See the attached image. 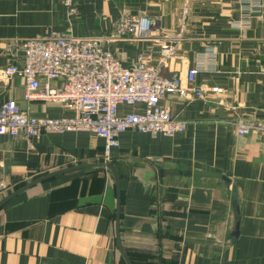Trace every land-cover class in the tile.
Wrapping results in <instances>:
<instances>
[{
  "label": "crops",
  "instance_id": "0c3cea01",
  "mask_svg": "<svg viewBox=\"0 0 264 264\" xmlns=\"http://www.w3.org/2000/svg\"><path fill=\"white\" fill-rule=\"evenodd\" d=\"M72 4L75 14L61 0H0V71L11 41L66 32L104 37L120 18L146 16L159 25L151 38L106 49L129 67L140 55L157 64L161 49L171 47L176 56L164 75L200 67L195 84L207 99L166 97L162 108L187 123L185 132H125L108 161L103 141L88 133L0 137V185H8L0 200L49 173L106 163L119 180V240L131 264H264V139L238 137L235 129L238 122L264 124V0ZM214 88L222 92H208ZM24 93L19 78L0 84V105L15 101L38 119L73 116L56 104L27 102ZM196 171L226 180L195 178ZM116 194L106 169L61 174L19 194L0 208V264H126L117 246Z\"/></svg>",
  "mask_w": 264,
  "mask_h": 264
},
{
  "label": "built area",
  "instance_id": "2783aa9c",
  "mask_svg": "<svg viewBox=\"0 0 264 264\" xmlns=\"http://www.w3.org/2000/svg\"><path fill=\"white\" fill-rule=\"evenodd\" d=\"M75 14L73 0H61ZM159 31L158 21L146 16H125L113 24L108 36L77 38L69 32L51 33L44 39L14 40L6 44V67L0 71V84L14 78L23 82L27 102L44 101L73 113L72 117L33 118L15 101L0 105V137L40 140L47 134L88 133L103 141L108 161L118 137L128 131L153 138H172L185 132L187 123L171 116L161 101L174 96L188 102L206 101V92L195 84L200 67L185 75H164V64L173 59L175 49L163 47L157 64L138 61L124 67L105 44L138 42ZM167 37V36H163ZM52 81H60L52 87ZM220 94V89H209ZM120 108L134 109L121 114ZM236 135H257L264 139V124L238 122ZM1 186L0 193L4 191Z\"/></svg>",
  "mask_w": 264,
  "mask_h": 264
},
{
  "label": "water",
  "instance_id": "95a60500",
  "mask_svg": "<svg viewBox=\"0 0 264 264\" xmlns=\"http://www.w3.org/2000/svg\"><path fill=\"white\" fill-rule=\"evenodd\" d=\"M82 169H106L109 170L111 172V174L113 175L114 181H115V188H116V232H117V246L118 249L124 259V261L126 262V264H131L128 257L126 256V254L124 253V251L122 250L121 244H120V240H119V219H120V194H119V180L116 174V171L114 169L113 166L106 164V163H101V164H97V165H93V164H83V165H78L75 167H71L68 169H64L61 171H57L54 173H49L47 175H44L42 177H39L37 179H35L34 181L27 183L26 185H24L22 188L18 189L17 191L7 195L6 197H4L3 199L0 200V208L3 207L6 203H8L9 201H11L13 198H15L16 196H18L19 194L27 191L28 189L34 187L37 184H40L44 181H47L53 177H56L58 175L61 174H65V173H69V172H73V171H77V170H82ZM163 172V171H162ZM171 174H174V172H171ZM192 176L195 178H202V179H217V180H226V178L218 175V174H214V173H209V172H193ZM4 187V189L8 188V185H2ZM0 190H1V185H0Z\"/></svg>",
  "mask_w": 264,
  "mask_h": 264
},
{
  "label": "rangeland",
  "instance_id": "374dc122",
  "mask_svg": "<svg viewBox=\"0 0 264 264\" xmlns=\"http://www.w3.org/2000/svg\"><path fill=\"white\" fill-rule=\"evenodd\" d=\"M115 43H118V42H115ZM113 44V43H112Z\"/></svg>",
  "mask_w": 264,
  "mask_h": 264
}]
</instances>
